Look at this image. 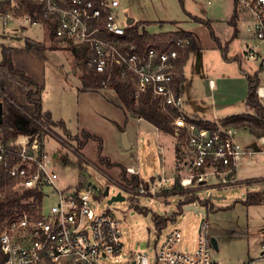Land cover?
Instances as JSON below:
<instances>
[{"label":"built area","instance_id":"built-area-1","mask_svg":"<svg viewBox=\"0 0 264 264\" xmlns=\"http://www.w3.org/2000/svg\"><path fill=\"white\" fill-rule=\"evenodd\" d=\"M232 1L249 17L242 25L256 44L242 57L253 58L264 43V0ZM126 18L122 0H0L1 28L17 31L36 26L42 30V40L29 39V47L49 40L78 48L84 52L87 66L105 75L100 80L103 87L127 80L135 103L145 91L157 99L169 119L172 131L166 134L176 139L173 148L180 163L172 176L142 183L134 194L167 196L170 193L163 190L177 183L183 192L196 194L198 201L206 199L198 195L199 188L237 185V168L258 150L240 144L236 127L226 119H202L184 108L182 93L173 83L181 72L179 48L190 40L168 37L162 47L155 42L137 44L126 33L131 25ZM257 92L260 97L262 92ZM25 115L27 120L17 119L7 137L0 132V198L8 192L21 196L19 207L1 223L0 264H222L211 258L213 246L205 219L200 221L190 249L178 247L182 229L177 226L164 235L151 260L142 251L124 257L121 219L109 209H95L97 189L59 186L58 153H49L44 147L52 124ZM258 142L264 145V134ZM157 147L163 151L158 143ZM258 152L264 154V147ZM125 169L132 175L139 173L133 166ZM168 179L171 184L166 187L163 184ZM50 199L53 202L45 210L43 203ZM257 261L264 264V242L259 254L242 264Z\"/></svg>","mask_w":264,"mask_h":264},{"label":"rangeland","instance_id":"rangeland-1","mask_svg":"<svg viewBox=\"0 0 264 264\" xmlns=\"http://www.w3.org/2000/svg\"><path fill=\"white\" fill-rule=\"evenodd\" d=\"M231 2L232 0H212L206 5L208 16L222 17ZM200 3L201 1L197 0H122V9L135 21L151 22L140 25V28L144 26L151 33L190 29L197 33L203 47L209 48L213 44L211 29L188 15L197 13L198 9L200 11L202 8ZM120 19H123V14H120ZM161 21L164 23H160ZM225 24L224 22L219 24L217 33L225 31ZM242 31L230 47L236 54H241L245 46L244 37L247 32ZM16 36H20V39L14 38ZM29 39L42 40V30L36 26L20 28L17 31L0 27V59L3 47L14 48L12 53L14 63L43 83L40 91L43 110L51 112V119L54 122L62 121L70 133L66 134L60 125L53 124L49 126V135L44 137L45 149L49 153H58L55 158L59 173L58 184L63 187L77 186V157L81 158L88 182L98 186L96 191L99 199L95 209L98 211L109 209L121 219L124 230L121 239L123 256L126 257L134 251H142L151 260L164 235L177 226L182 229L178 247L190 249L195 244L196 229L203 218L207 222L209 236L217 240V249L213 247L211 258L219 260L222 264H242L248 253H252L255 241L264 234L262 224L259 225L261 217H264V205L248 207L242 200L247 192L264 191V187L244 181L233 187L199 188L198 195L208 198L209 203L203 205L195 201L194 206L198 209L196 211L179 205L186 197L197 196L193 192L182 196L178 192H173L163 197L155 193L134 194L136 188L125 187V183L119 179L121 173L119 165L137 168L143 184H149L154 178L159 180L160 177H170L174 174L172 171L174 163L175 165L180 163L172 151V144L173 147L176 145V139L161 130L157 131L143 118L133 117L130 111L122 107L113 88L82 89L79 78L81 65L68 47L44 40L40 46L45 47V56L39 57L27 48ZM261 46L263 45L261 44L259 48ZM189 57L187 61L190 63L187 62V66L189 64L195 66L196 58L192 62L193 54ZM261 60L259 55L255 62ZM251 62L247 61V64ZM189 90L193 97V87ZM202 90L203 92L201 90L195 92L202 97L205 105H211V99L226 98L219 96L218 87L213 93L206 88ZM184 108L186 109V103ZM83 130L99 137L102 142L101 156L119 165L107 166L101 163L98 156L99 140L83 137L81 135ZM122 131L128 136L130 142L128 148L122 144ZM235 136L241 144L245 146L253 144L258 151L264 147L248 128L237 127ZM80 141L83 143L80 144ZM157 143L165 150L163 154ZM258 151L250 157L251 164L240 165L237 169L238 177L264 172V154ZM126 172V176L129 177V173ZM170 184L171 180L168 179L163 185L167 187ZM106 185L109 186V194L105 196L102 195V190ZM119 191L124 199L108 203V199ZM209 194L224 197L214 199L209 197ZM52 202V199L45 200L44 209L47 210ZM136 205L145 207L147 213L138 210ZM153 213L160 215L175 213V219L170 220L163 228L157 229L152 221Z\"/></svg>","mask_w":264,"mask_h":264},{"label":"trees","instance_id":"trees-1","mask_svg":"<svg viewBox=\"0 0 264 264\" xmlns=\"http://www.w3.org/2000/svg\"><path fill=\"white\" fill-rule=\"evenodd\" d=\"M194 20L204 22L208 24V21L203 20L198 16L188 14ZM236 11L233 10L228 23L233 27L232 37L237 34L236 26ZM151 22L148 21H135L131 25L126 27V33L130 39L137 44L145 45L148 42H155L158 47H162L163 40L168 37H184L188 38L190 42L179 48V58L177 60V66L180 68V75L174 81V88L176 91L183 90L184 76L182 74V67L188 59L189 53L196 48L195 38L192 33L188 30H176V31H165L150 33L145 29L144 26ZM164 23V22H160ZM212 34V31H211ZM212 36H214L212 34ZM216 45L222 50L225 56V45H221L219 40L214 36ZM27 48L33 52L36 56H45V47L36 46ZM73 56L78 60L81 65V73L79 78L81 80L82 89H99L103 88L100 84V80L105 77L104 74H97L94 70L87 66L84 52L78 48L69 47ZM14 48L3 47L2 57L0 59V101L2 102V122L0 123V132L3 133L4 137H7L8 133L13 128V124L17 119L27 120L25 114H30L37 118H42L44 121L50 124H57L63 128L66 134H70L65 128L62 121L54 122L51 119V112L49 110H43L40 91L43 88V83L34 79L31 75L17 66L12 60V53ZM264 65L260 66V69ZM258 71L252 75H247L248 79V91L246 95V103L254 111L253 114H235L225 117V119L231 122L235 127H246L256 137H260L264 134V105L261 103L256 89L258 86ZM116 94L118 95L121 105L124 109L131 112L135 118H143L151 125L157 127L159 130L170 133L172 131L169 125V119L167 115L158 107L157 99L151 94L150 91L143 92L138 100V103L134 102L132 85L127 80L115 81L112 86ZM23 111V112H22ZM81 135L85 138L92 137L98 139V156L101 163H105L107 166L119 165L118 163L109 162L108 158L101 156L102 142L99 137L89 134L87 131H82ZM83 142L80 141V144ZM83 160L77 157V186L78 188L85 187L88 183L87 176L85 175V169L83 167ZM121 173L119 179L125 183V187L131 189H137L143 182L138 175H132L127 177L125 174V167L120 166ZM127 173V172H126ZM180 192L181 195H185L188 192H183L179 184L175 183L173 187L167 190H163V193ZM98 195V192L97 194ZM21 196L17 193L8 192L3 198H0V227L2 221L13 212L14 207H19ZM197 196H188L184 201L179 202V205H185L197 200ZM264 201V191L260 192H247L245 198L242 200L244 205L259 204ZM200 204L207 205L209 199L198 200ZM137 206V205H136ZM137 209L147 213L145 207L137 206ZM175 219V213L171 215H160L157 213L152 214V221L157 229H161L170 220Z\"/></svg>","mask_w":264,"mask_h":264},{"label":"crops","instance_id":"crops-1","mask_svg":"<svg viewBox=\"0 0 264 264\" xmlns=\"http://www.w3.org/2000/svg\"><path fill=\"white\" fill-rule=\"evenodd\" d=\"M197 1H201L200 4L202 8H200V11L198 9L197 13H192L191 15L194 14V16H198L203 20L208 21V24L204 22H200V23L205 24L209 29H211V31L212 30L214 31V32L212 31V33L213 34L215 33L214 36L219 40L221 45L226 44L225 45L226 57H224L222 50L216 45L214 36L212 39L213 44H211L210 47L207 48V47H203L197 33H195L193 30L186 29L192 33L196 43V48L189 53V56L190 54H193L194 58L192 59V62L196 58V65L191 66V64H189V66H187V62L190 63L189 61H187L190 58L188 56V59L186 60L185 64L182 67V74L184 76V81L181 83L183 84V90H181V93L185 100L184 104L186 103V111L193 116L200 117L206 120H212L214 118L225 119V117L235 114L254 115V111L250 109V107L246 103V95L248 91L247 75H252L258 71L257 89H260V91L262 92L259 99L261 103L264 105V66L260 69V66L264 65V43H261L263 46H261L260 48L258 47L259 49L257 50L253 58L242 57L243 53H246L248 49H250L256 44V41L251 37L250 34L247 33L248 35L246 34L244 37L245 46L243 48L242 53L236 54V52L234 51L232 52L230 50V47L233 40H237L238 37L243 32L242 30H245L243 29L244 26L242 25V22L249 21V17L246 11L243 9H237L234 5V2L232 1L230 5L227 7L226 12L223 13L224 15L222 17H213L211 15L209 17L207 13L208 8L206 6L208 5V3H206L204 0H197ZM234 9L237 14L236 17L237 34L236 36L232 37L233 27L228 23V20ZM221 22L226 23L225 24L226 28L223 33L219 34L217 33L216 29L219 27V24ZM261 44H259V46ZM259 55L261 56L262 60L256 63L255 60ZM244 59H247V61H252V62L250 64H247V61H243ZM208 80H212V83H209ZM190 87L191 88L193 87L192 90L193 91L192 94H194L193 97L190 95L189 92L191 90V89L189 90ZM217 87L220 92L219 96L221 97L226 96V98L224 100L222 99L219 100L217 98L211 99V105L210 104L205 105V102L204 100H202V97H199L196 93L199 90L203 92L202 88H206L210 93H213L216 92L215 89ZM257 89H256V93L258 94ZM252 135L255 136L254 134ZM256 139L258 141V137H256ZM238 142L240 141L238 140ZM245 147L255 148L253 144ZM163 151H161V154H163ZM172 151L174 156L173 144H172ZM250 157L246 158L249 160V162H245L242 165L251 164ZM174 165L172 166L173 168ZM126 166H131V165H126ZM238 179L240 182H244V181L254 182L256 184H260L262 188L264 187V172L262 173L260 172L258 174L249 173L248 175H245L243 177H238ZM254 180H258V181H254ZM259 205H264V201L259 204L248 205V207H255ZM260 224H262V227L264 228V217H261V221L259 225ZM263 242H264V234L259 240L255 241V244L252 247V253L251 254L248 253V257H246V260L255 258L259 254L260 245ZM256 264H263V262L257 261Z\"/></svg>","mask_w":264,"mask_h":264},{"label":"water","instance_id":"water-1","mask_svg":"<svg viewBox=\"0 0 264 264\" xmlns=\"http://www.w3.org/2000/svg\"><path fill=\"white\" fill-rule=\"evenodd\" d=\"M126 22L128 24H132L134 22V19L129 16L127 14V18H126ZM16 39H20V36H16L14 37ZM2 122V102L0 101V123ZM121 140H122V144L125 148H128L130 146V142L128 140V136L126 134L125 131H122V135H121ZM147 159L149 160V156H147ZM87 186H90L92 187L93 189H97L98 186L92 182H88L87 183ZM109 194V186L106 185L103 190H102V195H108ZM209 197L211 198H214V199H219V198H223L224 196H215V195H212V194H209ZM124 199V196H122L121 192H117L116 194L112 195L109 199H108V203L112 202V201H115V200H123ZM185 208L186 209H193L194 211L198 210L193 203H189V204H186L185 205ZM203 219V218H202ZM210 241L212 243V246L217 249V240L215 239V237H210Z\"/></svg>","mask_w":264,"mask_h":264}]
</instances>
